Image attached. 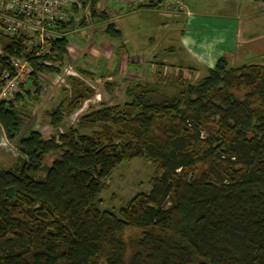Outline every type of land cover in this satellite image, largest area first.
<instances>
[{"label":"trees","instance_id":"16d2710c","mask_svg":"<svg viewBox=\"0 0 264 264\" xmlns=\"http://www.w3.org/2000/svg\"><path fill=\"white\" fill-rule=\"evenodd\" d=\"M79 1L94 24L109 18L97 12L98 0ZM84 26L56 21L54 30ZM102 33L122 37L111 23ZM69 45L67 36L53 38L34 57L38 45L28 52L26 38L0 36V73L7 57L31 66L13 100H0V126L23 158L0 168V264H264V68L220 57L190 83L158 60L154 73L150 66L125 87L122 105L84 114L46 140L35 126L23 134L19 106L39 97L48 83L42 73L61 74ZM65 82L68 97L46 113L54 129L94 95L81 79ZM104 85L109 93L117 86ZM139 158L154 167L149 191L117 214L101 210L111 173ZM128 229L138 233L125 238Z\"/></svg>","mask_w":264,"mask_h":264},{"label":"rangeland","instance_id":"374dc122","mask_svg":"<svg viewBox=\"0 0 264 264\" xmlns=\"http://www.w3.org/2000/svg\"><path fill=\"white\" fill-rule=\"evenodd\" d=\"M133 7L134 10L131 14V11L124 13L118 18L117 23L114 24L115 28L122 35L119 40L105 37L101 31H96L91 36L89 34V40L79 42L77 40L80 37L79 34L84 32L81 28L71 34L69 38V44L75 46L76 49V51L72 49L69 51L68 56L71 58V61L67 59L66 62V67L70 66L72 72H74L75 67H80L79 65L84 58L90 63L92 62L94 66L97 62L102 63L103 60L100 59L101 54L104 56L109 55L108 62L105 61L108 65L109 63L117 62L115 68H121V72L111 79H107L104 76L102 69L95 70L96 74H94L93 80L83 79L77 74L73 76L81 79L94 92V95L86 99L79 109L64 116L61 125L57 129L50 126V119L46 113L54 110L65 97H68L69 88H67L66 82L65 84H61L58 81L54 85L47 83L35 101L28 102L29 104L24 108L21 106L18 108L20 117L22 118V125L26 129L23 134L29 128L35 126L34 129L38 132L43 131L41 135L46 140L49 137L57 135V133L65 132L70 127L74 129L78 119L84 114L100 110L103 106L122 105L126 102L125 87L135 81L145 79L148 75V72L145 74V71H148L150 66V73H152V69L155 70L154 57L164 62L163 70L168 69L170 66L177 71L176 73L182 72L181 68L177 65H171L176 63V61L168 58L162 52L165 51V48L169 44L165 39L166 35H161L160 39L155 40L162 32L160 28L162 24L159 26V23L162 21L166 22V18H162L159 14L142 13V10H139L142 7ZM103 38L105 42H103ZM152 39L155 40L154 43H152ZM130 57L136 60H133L134 63L132 64L129 63ZM136 67H140L142 70L137 71ZM186 72L190 83H195L205 74L204 72L197 75L193 73L194 76L191 77V72L189 73L188 70ZM70 75L72 74L67 75L64 73L61 78L65 79ZM55 78L56 75L49 76L51 81ZM105 82H113L117 84V88L112 93H109L105 89ZM62 107L65 108L66 103L62 104ZM95 130L97 129L81 130L80 133L90 135ZM21 160L23 158L17 152L15 145L6 139L5 133L0 126V168L5 170L10 169ZM49 161V157H47L46 163ZM153 174L154 167L144 158L120 164L106 180V186L98 196V199L101 201L99 208L117 214L137 193L149 191ZM136 233H138L137 230L128 229L125 231L124 237L127 238Z\"/></svg>","mask_w":264,"mask_h":264},{"label":"crops","instance_id":"0c3cea01","mask_svg":"<svg viewBox=\"0 0 264 264\" xmlns=\"http://www.w3.org/2000/svg\"><path fill=\"white\" fill-rule=\"evenodd\" d=\"M184 4L187 14L177 18H166V22L159 23V26L162 24L160 26L162 32L155 40L160 39L161 35H166L165 39L169 44L165 50L171 48L174 51L165 55L176 61L171 65L180 67L185 78L186 70L191 72V77L202 72L205 73L202 76L204 77L220 57L226 59L231 67L260 65L264 68L263 0H185ZM133 8L129 5H120L117 7L119 17L129 11L131 14ZM139 10H142V13L158 15L155 8ZM79 36L77 40L83 42V32ZM155 40L152 39V43ZM103 42H105L104 38ZM71 49L76 51L75 46L69 45L67 52L69 53ZM100 57L103 64L97 62L94 66L83 57L78 68L92 74H96L97 69H102L107 79L121 72V68H115L117 62L109 65L106 63L109 60L108 54L105 56L101 54ZM68 60L71 61L69 56ZM133 60L134 58L130 57L129 63L136 61ZM158 60L160 59H155L156 62ZM155 61H153L154 65H156ZM136 68L137 71L142 70L140 67V69ZM154 72L155 70L152 69V73Z\"/></svg>","mask_w":264,"mask_h":264},{"label":"built area","instance_id":"2783aa9c","mask_svg":"<svg viewBox=\"0 0 264 264\" xmlns=\"http://www.w3.org/2000/svg\"><path fill=\"white\" fill-rule=\"evenodd\" d=\"M185 0H98L96 9L98 13H106L108 19L93 23L89 5L79 0H0V36L26 38L28 52L38 45L34 57L48 52V42L53 38L67 36L68 39L75 31L64 34L54 30L56 21L84 20L83 39L89 40V34L103 31L107 24H116L119 18L117 7L120 5L149 7L156 5L155 9L162 18H177L186 15ZM2 51L0 49V56ZM45 65H50L44 63ZM5 68L0 73V100L12 101L20 85L26 83L31 73V66L24 58L7 57ZM70 66L62 68V72L50 80L46 73L40 78L44 82L55 84L65 73L75 76ZM43 131H40L42 133Z\"/></svg>","mask_w":264,"mask_h":264}]
</instances>
